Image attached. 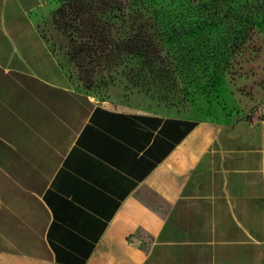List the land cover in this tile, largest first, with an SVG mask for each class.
Wrapping results in <instances>:
<instances>
[{
  "label": "crops",
  "instance_id": "1",
  "mask_svg": "<svg viewBox=\"0 0 264 264\" xmlns=\"http://www.w3.org/2000/svg\"><path fill=\"white\" fill-rule=\"evenodd\" d=\"M52 0H0V264H264V137L77 90Z\"/></svg>",
  "mask_w": 264,
  "mask_h": 264
},
{
  "label": "rangeland",
  "instance_id": "2",
  "mask_svg": "<svg viewBox=\"0 0 264 264\" xmlns=\"http://www.w3.org/2000/svg\"><path fill=\"white\" fill-rule=\"evenodd\" d=\"M82 1L93 21L67 19L70 0H52L38 24L77 90L161 115L259 120L264 137V0ZM93 24L103 42L90 49L105 48L85 58L75 48ZM146 42L167 65H147Z\"/></svg>",
  "mask_w": 264,
  "mask_h": 264
},
{
  "label": "trees",
  "instance_id": "3",
  "mask_svg": "<svg viewBox=\"0 0 264 264\" xmlns=\"http://www.w3.org/2000/svg\"><path fill=\"white\" fill-rule=\"evenodd\" d=\"M82 0H70V4H69V6H70V9H71V12L69 13V15L67 16V19H71L72 18V16L74 17V18H78L79 17V15H80V13H87V15H86V17L84 18V19H89V20H91V21H93L94 20V18H96V16H95V14H94V12H90L89 11V9L88 10H86V9H83L84 7H86V5H88L86 2H84L83 3V1L81 2ZM90 6V5H89ZM107 26H109V24L107 25ZM104 28V27H103ZM102 28V29H103ZM77 32H79L80 31V29L79 28H76L75 29ZM97 31H98V29L96 28V26H94V24L93 25H91V26H89V28H88V31H87V33L85 34V37L87 38L86 40L87 41H84L83 42V40H81L80 42H79V46H78V48H75V50H76V53H78V54H83V56L85 57V58H91V57H94V56H96V55H98V56H100L101 54H102V49H104L105 47H100V45H98V47L100 48L98 51H93L92 49H90L92 46H94L95 45V43L96 44H102V39H100L99 41L97 40V42H95L94 43V40H95V32L97 33ZM43 36V35H42ZM43 38L45 39V37L43 36ZM45 41L47 42V40L45 39ZM105 43H107V42H105ZM47 44H48V42H47ZM49 45V44H48ZM146 45L150 48V50H151V54H150V56L151 57H148V58H146V61H147V65L148 66H153V65H155L156 63H158V64H165V65H167L168 64V60H164L163 58H160L159 56H158V54H156V51L158 50V48H157V46H156V44H153V43H148V42H146ZM53 51V50H52ZM92 51V53H90ZM54 53V52H53ZM93 54V55H92ZM72 58H73V56H71ZM60 63V62H59ZM170 63V62H169ZM60 65H61V67H62V69L66 72V69L64 68V66L60 63ZM77 66L78 67H82V65L80 64V62H78L77 63ZM164 69V68H163ZM158 70V69H157ZM156 70V71H157ZM158 71H160V70H158ZM164 71H166V70H164ZM67 74V73H66ZM69 77V76H68ZM70 79V78H69Z\"/></svg>",
  "mask_w": 264,
  "mask_h": 264
}]
</instances>
